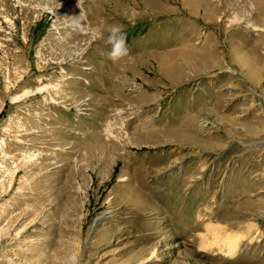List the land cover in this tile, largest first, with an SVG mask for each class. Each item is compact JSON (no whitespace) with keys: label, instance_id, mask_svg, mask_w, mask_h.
Masks as SVG:
<instances>
[{"label":"rangeland","instance_id":"374dc122","mask_svg":"<svg viewBox=\"0 0 264 264\" xmlns=\"http://www.w3.org/2000/svg\"><path fill=\"white\" fill-rule=\"evenodd\" d=\"M0 264H264V0H0Z\"/></svg>","mask_w":264,"mask_h":264},{"label":"clouds","instance_id":"9594fccd","mask_svg":"<svg viewBox=\"0 0 264 264\" xmlns=\"http://www.w3.org/2000/svg\"><path fill=\"white\" fill-rule=\"evenodd\" d=\"M73 30L78 32L93 31L97 36L101 35L94 29H90L87 25V16L81 12L78 17L72 21ZM107 43L111 45V50L108 53V58L113 62L120 61L123 58L130 56V49L127 46V35L123 25L113 24L109 29Z\"/></svg>","mask_w":264,"mask_h":264},{"label":"bare ground","instance_id":"6f19581e","mask_svg":"<svg viewBox=\"0 0 264 264\" xmlns=\"http://www.w3.org/2000/svg\"><path fill=\"white\" fill-rule=\"evenodd\" d=\"M203 3V2H202ZM237 225V224H236ZM233 226V225H232ZM231 226V227H232ZM235 226V225H234ZM209 227H211V226H209ZM218 227H219V225H218ZM218 227H216V228H218ZM228 227H230V226H228ZM236 227V226H235ZM213 229V228H212ZM212 229H211V231H212ZM223 229V228H222ZM252 226L250 227V228H248L247 229V233L249 234V235H252ZM219 230V229H218ZM224 230H226L225 228H224ZM224 230H222V231H224ZM208 231H209V229H208ZM215 231V230H214ZM213 231V232H214ZM221 233V232H220ZM214 235H215V232L213 233ZM237 234V233H236ZM233 235L232 233H227L226 231H224V233H222V236H220V237H222V241H223V243L226 245V246H224V247H227L226 248V252L227 253H234L235 254V252H236V250H237V248H238V242H239V239H240V237H241V235ZM213 235V236H214ZM218 236V235H217ZM247 236V235H246ZM243 239V238H242ZM219 240H220V238H219ZM218 241H216V242H211V243H209L208 245H209V247L208 248H210V246L212 247V246H214V244H216ZM202 243V242H201ZM222 243H220V245H221ZM219 245V246H220ZM203 247H205L204 245H203ZM207 248V249H208ZM219 248H221V246L219 247ZM204 250V249H203ZM234 256V255H233ZM150 259V258H149Z\"/></svg>","mask_w":264,"mask_h":264}]
</instances>
